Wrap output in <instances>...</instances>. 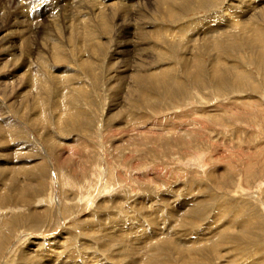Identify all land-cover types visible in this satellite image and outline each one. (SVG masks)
<instances>
[{
    "label": "rangeland",
    "instance_id": "obj_1",
    "mask_svg": "<svg viewBox=\"0 0 264 264\" xmlns=\"http://www.w3.org/2000/svg\"><path fill=\"white\" fill-rule=\"evenodd\" d=\"M102 1L0 0V264H264V0Z\"/></svg>",
    "mask_w": 264,
    "mask_h": 264
},
{
    "label": "bare ground",
    "instance_id": "obj_2",
    "mask_svg": "<svg viewBox=\"0 0 264 264\" xmlns=\"http://www.w3.org/2000/svg\"><path fill=\"white\" fill-rule=\"evenodd\" d=\"M8 1V0H7ZM84 1V0H83ZM96 2H98V0H95ZM160 2V4L161 5H165L166 6V9L168 10V12H170L171 13V11L173 12V10H171L172 8H171V6L174 4V2H176V0H168V1H166V0H159ZM263 1V0H262ZM3 2V1H2ZM95 2V3H96ZM124 2V1H123ZM84 3V2H83ZM94 3V4H95ZM117 2H114V1H111V0H108V3L107 2H99V5H98V12H100V13H105V12H103L102 10H101V7L105 4H107V7L109 8V11H112L111 10V7H113V6H115V4H116ZM125 3V2H124ZM170 3V4H169ZM21 4H22V2H21ZM24 4V3H23ZM90 3H88V5H89ZM262 4V3H261ZM260 4V5H261ZM264 4V3H263ZM0 5H2V4H0ZM4 5V4H3ZM80 5V4H79ZM25 6H27V5H25ZM29 6V5H28ZM49 6V5H48ZM56 6V5H55ZM69 6H70V4H69ZM93 6H95V5H93ZM12 7V6H11ZM31 7V6H30ZM29 7V8H30ZM73 7V6H72ZM71 7V8H72ZM80 7H82V5L80 6ZM79 7V8H80ZM117 7H119V6H117ZM127 7V6H126ZM129 7V6H128ZM68 8V10H69V8L70 7H67ZM75 8V7H74ZM93 8V7H92ZM105 8V7H104ZM20 9V8H19ZM94 9V8H93ZM117 9V8H116ZM12 10V9H11ZM17 10V9H16ZM52 10V9H51ZM55 10V9H54ZM82 10V9H81ZM106 10V9H105ZM115 10V9H114ZM122 10H124L123 8H122ZM122 10H121V12H122ZM37 11V10H36ZM45 11H46V9H45ZM85 11V10H84ZM87 11V10H86ZM85 11V12H86ZM93 10H91V12H92ZM95 11V10H94ZM118 11V10H117ZM155 11V10H154ZM9 12V11H8ZM71 12V11H70ZM69 12V14L71 15V13ZM108 11H106V13H107ZM165 12V11H164ZM177 12V11H176ZM5 13H7L6 11H5ZM113 13V12H112ZM112 13H110L111 15H112ZM116 13V12H115ZM119 13V12H118ZM160 13V12H159ZM166 13V12H165ZM169 13V14H170ZM260 13V12H259ZM11 14H13V13H11ZM39 14V13H38ZM44 14V13H43ZM47 14V13H46ZM61 14V13H60ZM67 14H68V11H67ZM84 14V13H83ZM128 14V13H127ZM171 14H174V13H171ZM2 15V14H1ZM8 15V14H7ZM14 16H15V14H13ZM63 15V14H62ZM89 15V14H88ZM101 15V14H100ZM106 15V14H105ZM117 15V14H116ZM123 15V14H122ZM129 15V14H128ZM65 16V15H64ZM72 16V15H71ZM74 16V15H73ZM77 16V15H76ZM1 17V16H0ZM3 17V16H2ZM7 17H9V16H7ZM82 17V16H81ZM80 17V18H81ZM98 17V16H97ZM171 17V16H170ZM78 18V17H77ZM80 18H79V21H80ZM99 18V17H98ZM124 18V17H123ZM125 18H127V17H125ZM263 18V17H262ZM4 19V18H3ZM2 19V20H3ZM11 19V18H10ZM25 19V18H24ZM28 19V18H27ZM31 19V18H30ZM70 19H72V18H70ZM229 19V18H228ZM1 20V21H2ZM7 20H9V19H7ZM33 20V19H32ZM35 20V19H34ZM37 20V19H36ZM65 20V19H64ZM83 20V19H82ZM103 20V19H102ZM126 20V19H125ZM24 21V20H23ZM120 21L122 22L123 20L122 19H120ZM14 22V21H13ZM16 22L18 23V21L16 20ZM27 22H29V21H27ZM39 23V22H38ZM50 23V22H49ZM55 23V22H54ZM77 23V22H76ZM1 24V23H0ZM4 24V23H3ZM7 24H8V22H7ZM71 24V23H70ZM73 24H74V22H73ZM78 24V23H77ZM232 24V23H231ZM251 24V23H250ZM10 25V24H9ZM24 25V24H23ZM25 25H27V24H25ZM24 25V26H25ZM37 25V24H36ZM42 25V24H41ZM45 25V24H44ZM47 25V24H46ZM230 25V24H229ZM48 26V25H47ZM51 26V25H50ZM74 26V25H73ZM73 26L71 27V28H73ZM83 26V25H82ZM4 27H6V26H4ZM10 27H13V23H12V26H10ZM9 27V28H10ZM39 27V26H38ZM83 27H87V26H85V24H84V26ZM83 27H79L80 29L81 28H83ZM90 27H92V26H90ZM230 27H233V26H228L227 25V27L226 28H230ZM249 27V26H248ZM15 28V27H14ZM27 28V27H26ZM30 28V27H29ZM43 28H44V26H43ZM57 28V27H56ZM60 28V27H59ZM58 28V29H59ZM70 28V27H69ZM75 28V27H74ZM73 28V29H74ZM77 28V27H76ZM93 28V27H92ZM234 28V27H233ZM255 30H253V29H246V27H244V28H242V30L243 31H247V30H249V32H251V30H253L252 32L253 33H255V37L253 38H251V39H253L252 40V42L253 43H255V44H264V32H263V30L260 28V30H258L257 28L258 27H253ZM7 29V28H6ZM44 29H46V28H44ZM43 29V30H44ZM84 29V28H83ZM85 29H87V28H85ZM101 29V28H100ZM210 28H208V30H209ZM222 29H223V27H222ZM14 30V29H13ZM16 30V29H15ZM41 30H42V28H41ZM42 30V31H43ZM57 30V29H56ZM69 30V29H68ZM79 30V29H78ZM89 30V29H88ZM92 30V29H91ZM116 30V29H115ZM224 30H225V28H224ZM227 30V29H226ZM242 30H241V32H242ZM10 31V30H9ZM8 31V32H9ZM70 31V30H69ZM127 31V30H126ZM203 31V30H202ZM229 31V30H228ZM227 31V32H228ZM16 32V31H15ZM29 32V31H28ZM31 32V31H30ZM29 32V33H30ZM39 31L38 30H36L35 31V33H38ZM51 32V31H50ZM82 32V31H81ZM208 32V31H207ZM211 32V31H210ZM213 33H215V30L214 31H212ZM224 32V31H223ZM231 32V31H230ZM21 33H22V30H21ZM20 33V34H21ZM44 33H46V32H44ZM78 33V32H77ZM121 33V32H120ZM9 34V33H8ZM32 34V33H31ZM66 34V33H65ZM85 34V33H84ZM128 34H129V31H128ZM227 34V33H226ZM229 34V33H228ZM249 34V33H248ZM5 35H7V34H5ZM16 35V34H15ZM22 35V34H21ZM48 35V34H47ZM54 35V34H53ZM61 35V34H60ZM67 35V34H66ZM77 35V34H76ZM83 35V34H82ZM86 35V34H85ZM212 35V34H211ZM215 35V34H214ZM230 35H231V33H230ZM13 36V35H12ZM17 36V35H16ZM23 36V35H22ZM72 36H75L74 34L72 35ZM84 36V35H83ZM86 36H88V35H86ZM115 36V35H114ZM119 36V35H118ZM154 36V35H153ZM250 36H252V33L250 34ZM2 37H4V36H2ZM19 37V36H18ZM24 37H26V35L24 36ZM70 37V36H69ZM78 37V36H77ZM82 37V36H81ZM90 37V36H89ZM88 37V38H89ZM132 37V36H131ZM212 37V36H211ZM222 37V36H221ZM249 37V36H248ZM6 38V37H5ZM9 38H12V37H9ZM8 38V39H9ZM15 38V37H14ZM62 38H63V36H62ZM72 38V37H71ZM70 38V39H71ZM80 38V37H79ZM83 38V37H82ZM91 38V37H90ZM129 38V37H128ZM213 38V37H212ZM250 38V37H249ZM248 38V39H249ZM7 39V38H6ZM5 39V40H6ZM28 39V38H27ZM81 39V38H80ZM84 39V38H83ZM86 39V38H85ZM227 39V38H226ZM230 39H232V38H230ZM1 40V39H0ZM22 40V39H21ZM26 40V39H25ZM78 40V39H77ZM130 40V39H129ZM129 40H127V41H129ZM221 40V39H220ZM228 40V39H227ZM7 41V40H6ZM29 41V40H28ZM83 41V40H82ZM117 41V40H116ZM123 41V40H122ZM214 41H217V43L219 42L218 41V38H216V39H214L213 40V43H214ZM249 41V40H248ZM27 42V41H26ZM49 42H51V41H49ZM70 42H72V41H70ZM79 42H81V41H79ZM79 42H78V44H79ZM210 42H212V40L210 41ZM132 43V42H131ZM213 43H212V45H213ZM116 44V43H115ZM121 44V43H120ZM254 44V45H255ZM114 45V44H113ZM84 46V45H83ZM91 46V45H90ZM105 46V45H104ZM115 46V45H114ZM122 46V45H121ZM120 46V47H121ZM126 46V45H125ZM219 46V45H218ZM9 47V46H8ZM221 47V46H220ZM56 51H54V54H55V56L57 57V56H60V54H62V51H61V49H59V48H57V46H54L53 47ZM79 48H80V46H79ZM123 48V47H122ZM215 48V47H214ZM251 48V47H250ZM50 49V48H49ZM133 49V48H132ZM11 50V49H10ZM121 50V49H120ZM123 51V50H122ZM119 52H121V51H119ZM125 52H127V51H125ZM128 52H130V51H128ZM13 53V52H12ZM29 53V52H28ZM27 53V54H28ZM72 53V52H71ZM117 53V52H116ZM57 54V55H56ZM122 54H124V53H122ZM128 54V53H127ZM13 55V54H12ZM3 56V55H2ZM128 56V55H127ZM5 57V56H4ZM10 57H11V55H10ZM9 57V58H10ZM6 58V57H5ZM58 58V57H57ZM115 58V57H114ZM12 59V58H11ZM15 59H16V57H15ZM2 60V59H1ZM90 60V59H89ZM11 61V60H10ZM52 61H53V59H52ZM2 62V61H1ZM5 62V61H4ZM7 62H8V59H7ZM13 63V62H12ZM116 63V62H115ZM196 63V62H195ZM9 64H10V62H9ZM123 64V63H122ZM15 64H13L12 66H14ZM18 65V64H17ZM10 66H11V64H10ZM30 66V65H29ZM3 67V66H2ZM5 67V66H4ZM15 69V68H14ZM14 69H12V70H14ZM8 70H9V68H8ZM129 70V69H128ZM14 71H16V70H14ZM14 75V74H13ZM21 76V75H20ZM40 76V75H39ZM148 76V75H147ZM4 78L6 77V75L5 76H3ZM29 77V76H28ZM66 77V76H65ZM14 79L16 78L15 76L13 77ZM66 78H69V77H66ZM30 79V78H29ZM36 79V78H35ZM64 79V78H63ZM2 80V79H1ZM22 80H23V78H22ZM71 80V79H70ZM30 81H31V79H30ZM2 82H3V80H2ZM65 82H66V80H65ZM70 82V81H69ZM5 83V82H4ZM27 83V82H26ZM25 83V84H26ZM15 84H17V83H15ZM23 84V83H22ZM36 84V83H35ZM64 84V83H63ZM67 84V83H66ZM12 85V84H11ZM1 86V85H0ZM29 86V85H28ZM3 87V86H2ZM65 87V86H64ZM1 88V87H0ZM25 88V87H24ZM23 88V89H24ZM2 89V88H1ZM31 90V89H30ZM2 92V91H1ZM4 92V91H3ZM20 92V91H19ZM24 92V91H23ZM21 93V92H20ZM63 93V92H62ZM1 95V94H0ZM63 95V94H62ZM40 103V102H39ZM60 103V102H59ZM41 104V103H40ZM248 222V221H247ZM247 222L245 223V222H239L238 223V225H237V227L236 228H238L239 230H237L238 232H237V234H236V236H238L240 233H242V231H241V229L243 230V228L244 227H248L249 226V224L247 225ZM237 223V222H236ZM181 224L182 225H185V224H187V223H184V222H181ZM233 224V222L232 223H230L229 225H228V227L229 226H231ZM190 227V226H189ZM232 227H234V226H232ZM121 229V228H120ZM230 229H232V228H228V230H229V232H230ZM118 230V229H117ZM114 231V230H113ZM240 231V232H239ZM1 232V231H0ZM119 233H122V231L121 230H119V231H116V232H113V235H112V237L113 236H118V235H120ZM123 234V233H122ZM225 234H227V232L225 231ZM124 235V234H123ZM228 235L229 236H231L232 234H230V233H228ZM228 235H225L226 237H228ZM216 236V235H215ZM235 236V237H236ZM146 237V236H145ZM232 237V236H231ZM220 237H218V239H219ZM228 238H230V237H228ZM227 238V239H228ZM152 238H150V240H151ZM230 239H232V238H230ZM4 240V239H3ZM200 240V239H199ZM204 240V239H203ZM222 240V239H221ZM223 240H225V239H223ZM236 240H238V238L236 237ZM196 241V240H195ZM202 241V240H201ZM166 242L167 243H169L170 245L172 244L171 242H172V240L171 239H168V240H166ZM2 243V242H1ZM191 243H192V241H191ZM190 243V244H191ZM197 243V242H196ZM181 244H183V246H187L188 245V243H186V242H181ZM192 245H193V243H192ZM207 245V244H206ZM217 245H219L220 246V244H218V242L216 241V242H214V248H216L217 247ZM202 246V245H201ZM213 247V246H212ZM211 247V248H212ZM213 248V249H214ZM26 254H28L29 252H25ZM29 255V254H28ZM28 255H23V258L24 259H27L28 260V258L30 257V256H28ZM63 256V255H62ZM153 255L152 254H150V256L148 255V258H146V257H144L143 259H141V260H139V261H136V264L139 262V264H153L152 263V257ZM160 257V256H159ZM154 258V257H153ZM73 259V258H72ZM57 260V259H56ZM137 260V259H136ZM157 261H158V258H157ZM156 261V262H157ZM156 262H155V264H156ZM57 263V262H56ZM132 264H135V260L133 261V262H131ZM159 262H157V264H158ZM51 264H54V262L52 261V263ZM64 264H66V263H64Z\"/></svg>",
    "mask_w": 264,
    "mask_h": 264
}]
</instances>
